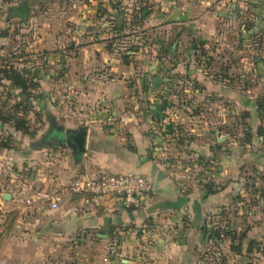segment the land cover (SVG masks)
<instances>
[{
	"label": "crops",
	"instance_id": "obj_1",
	"mask_svg": "<svg viewBox=\"0 0 264 264\" xmlns=\"http://www.w3.org/2000/svg\"><path fill=\"white\" fill-rule=\"evenodd\" d=\"M62 1L44 31L58 48L67 22L74 42L51 54L60 71L34 69L32 107L47 121L19 152L17 180L4 182L12 202L37 189L62 190L58 209L38 206L41 236L32 237L47 250L35 259L55 253L69 264H200L209 229L244 234L243 256L224 236L214 242L220 264L264 254L261 188L241 185L245 155L222 151L227 138L214 117L203 116L221 103L256 111L260 92L249 80L264 84V52L249 54L264 49V0ZM53 121L86 128L81 156L41 142ZM101 172L134 173L152 190L138 208L68 192L76 174Z\"/></svg>",
	"mask_w": 264,
	"mask_h": 264
},
{
	"label": "rangeland",
	"instance_id": "obj_2",
	"mask_svg": "<svg viewBox=\"0 0 264 264\" xmlns=\"http://www.w3.org/2000/svg\"><path fill=\"white\" fill-rule=\"evenodd\" d=\"M20 1L22 0H0V67L13 66L26 72V76H30V73L32 74L37 67L48 71H60L56 65L51 63V54L57 49L65 54L68 45L74 42L73 32L67 31L69 26L66 22L64 24L66 28L59 31V47L57 48L50 45L47 37L48 32L44 30L50 27L47 24L48 20H51L62 9L63 1L24 0L29 9V16L25 20L12 15L11 7H17ZM218 50L219 54L229 52V49L221 47H218ZM260 51L264 52L263 47L254 50V53L252 52L249 56L261 55ZM249 82L260 92L257 96L255 95L254 101H257L264 95V84H260L254 78H251ZM9 84L10 82L5 79L0 80V190L3 189L4 193L8 194L10 190L4 186V182H7L8 178L17 180L12 176L13 172L21 173L20 165L17 163L19 152L29 137L28 134L14 129V121L23 119L30 131L35 132V135H38L44 121H47L45 116L34 109V106L25 112L23 110L24 95H21L20 90L10 87ZM219 105L220 108L214 107V112H205L207 115L203 114L204 120L208 121V118L214 117V129L217 128L227 138L222 146V151L245 155L238 162V166L241 168L239 173L241 185H248L251 189L250 192L256 187L261 188V196L264 198V193H262V191L264 192V137L263 139L262 136L259 137V141L256 139L257 128L261 127L264 130V111H246L237 104L232 105L233 107L229 106V108H226L227 105L224 103ZM252 113L256 114L254 118H251ZM246 114L249 116L246 117ZM43 118H45L44 121ZM221 119H226L229 122V125L223 126L222 129L218 128L221 125L217 123ZM200 120V123L204 121L203 118ZM200 123L198 122L197 125ZM248 129L252 135L250 142L245 140V133ZM45 132L46 128L45 131L42 130L41 135ZM33 192L28 195V199L31 198ZM17 198L12 202V200H4L2 195L0 196V264H69L70 258L67 259L65 256L55 253L54 255L45 253L40 257V260L35 259L36 253L40 250H47L40 242L36 244L32 237V234H37V238L41 236L42 221L38 214L40 212L38 206L41 203L28 204L25 200L20 201V197L19 201ZM217 253L214 251V240L212 239L200 257V264H220L221 254ZM229 264H264V254L245 256L244 259L231 257Z\"/></svg>",
	"mask_w": 264,
	"mask_h": 264
},
{
	"label": "built area",
	"instance_id": "obj_3",
	"mask_svg": "<svg viewBox=\"0 0 264 264\" xmlns=\"http://www.w3.org/2000/svg\"><path fill=\"white\" fill-rule=\"evenodd\" d=\"M67 190L91 198H111L126 207L138 208L141 196L152 190V183L134 173H80L68 184ZM62 200V190L37 189L27 203L46 204L49 209H58ZM216 252V251H215Z\"/></svg>",
	"mask_w": 264,
	"mask_h": 264
},
{
	"label": "trees",
	"instance_id": "obj_4",
	"mask_svg": "<svg viewBox=\"0 0 264 264\" xmlns=\"http://www.w3.org/2000/svg\"><path fill=\"white\" fill-rule=\"evenodd\" d=\"M2 36H5V34H2ZM0 73L2 74L0 76V80L5 79L9 81L10 87H12L13 89L20 90L21 95L22 94L24 95L23 110L25 112L31 110L32 101H34L37 98V95L35 94L34 91H36L39 86L37 78L35 76V71L32 74L30 73V76H26V72H22L21 70L14 68L13 66H6V67H0ZM28 99H31V100L28 101ZM255 104H256V111L258 112L264 111V95L261 98H258ZM48 115L50 116V114ZM247 116H249V114H246V117ZM5 120L6 119L4 118V121ZM13 127L17 131H21L23 133L28 134L29 137L35 136V132H31L26 122L21 118L16 119L14 121ZM245 134H246V137H245L246 142H250L252 138L250 129H248V131ZM256 135L260 138L262 136V139H263L264 130L261 127H258L256 130ZM103 173H106V172H103ZM208 192H211L210 188L208 189ZM208 235L210 239L214 240V242H216L218 239H221L223 236L226 237L230 241V250L234 252V254H237L238 256H243V252L241 249V245H242L241 243L244 237L243 233H240L237 236L235 232L232 230L226 231L222 229H218V230L209 229Z\"/></svg>",
	"mask_w": 264,
	"mask_h": 264
},
{
	"label": "water",
	"instance_id": "obj_5",
	"mask_svg": "<svg viewBox=\"0 0 264 264\" xmlns=\"http://www.w3.org/2000/svg\"><path fill=\"white\" fill-rule=\"evenodd\" d=\"M12 15L25 20L29 16V9L26 1L22 0L19 2L17 7H11ZM223 136H220L218 141H221ZM56 141L61 146H69L71 148L75 157H79L83 154L86 144V128L80 127L76 130H66L63 126L57 125L54 121L52 122V127L45 134L41 140L42 143H47L48 141ZM4 200L10 199V194H2Z\"/></svg>",
	"mask_w": 264,
	"mask_h": 264
}]
</instances>
